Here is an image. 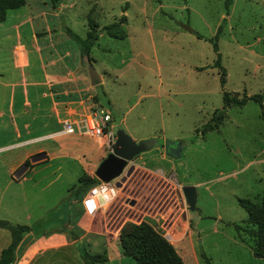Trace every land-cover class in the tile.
Here are the masks:
<instances>
[{
  "label": "rangeland",
  "instance_id": "1",
  "mask_svg": "<svg viewBox=\"0 0 264 264\" xmlns=\"http://www.w3.org/2000/svg\"><path fill=\"white\" fill-rule=\"evenodd\" d=\"M225 1L57 0V6L68 12L74 33L83 38L88 20L97 32L85 68H92L101 81L75 98L91 104L90 109L98 103L110 111L114 132L121 128L134 141L156 139L149 150L132 158L130 173L124 175L125 167L111 181L119 195L109 207L85 214L93 227L109 233L125 223H139L144 216L157 233L168 234L166 239L184 264H206L202 257L209 264H264V258L251 254L253 239L242 231L238 237L234 228L249 226L237 199L258 202L264 194L263 109L252 100L231 106L216 129L199 134L212 111L221 107L223 91L264 97V60L258 56H264V0H230L228 5ZM25 2L32 10L51 4L49 0ZM112 23L110 31L116 36L123 32L124 37L103 30ZM215 34L225 73L222 86L220 68L213 66ZM69 45L78 48L73 40ZM166 140L184 143L178 158L164 154ZM28 147H36L30 156L43 152L44 158L30 162L29 156L23 162L27 171L20 183L6 184L7 177L0 178V202L11 205L18 221L35 220V231L73 220L81 204L79 196L73 195L78 177L94 176L110 146L103 138L73 132L9 147L0 156L12 161ZM135 165L166 177L174 173L177 180L190 183L196 193L195 210L187 209L180 187L175 196L163 179ZM121 176L125 177L119 182ZM26 209L29 220L24 218ZM154 212L158 229L144 215ZM93 237L88 234L81 242L90 253L94 248L87 240ZM107 264L134 263L123 256Z\"/></svg>",
  "mask_w": 264,
  "mask_h": 264
},
{
  "label": "crops",
  "instance_id": "2",
  "mask_svg": "<svg viewBox=\"0 0 264 264\" xmlns=\"http://www.w3.org/2000/svg\"><path fill=\"white\" fill-rule=\"evenodd\" d=\"M25 1L16 9L6 10L0 22V152L37 139L66 135L60 133L61 128L56 131L51 128L61 127L60 120L63 118H81L91 105L75 98L91 90L92 85L85 66L81 67L78 48L69 45L73 39L66 33L72 22L67 16L68 12L57 5L53 8L51 4L44 9L32 10L25 6ZM249 54L255 55L252 50H249ZM258 56L264 60L263 55ZM98 77L100 82L101 76ZM89 98L86 97L87 100ZM262 109L264 114V103ZM34 148L23 149L12 161H5V157L0 156V178L7 177V181H4L6 184L24 181L27 170L18 178H13L12 173L34 152ZM134 167L145 173L152 172L138 165ZM163 177L159 179H163L169 187L173 181L172 188L190 184L177 180L174 173L168 175L170 182ZM79 205L74 219H67L65 227L60 225L35 231V220L30 223L18 221L11 205L0 202L1 220L13 225L30 226V231L22 233L17 243L15 264H83L78 247L88 234L94 236L87 240V244L94 248L91 253L104 250L106 264L114 258L121 261L124 255L117 243L119 229L109 233L105 229L93 227L80 202ZM24 213V218L29 220L27 209ZM144 215L153 220V226L157 225L158 229L157 212ZM143 217L142 220L148 222ZM69 231L77 238L71 239ZM10 240V231L0 227V251Z\"/></svg>",
  "mask_w": 264,
  "mask_h": 264
},
{
  "label": "trees",
  "instance_id": "3",
  "mask_svg": "<svg viewBox=\"0 0 264 264\" xmlns=\"http://www.w3.org/2000/svg\"><path fill=\"white\" fill-rule=\"evenodd\" d=\"M51 6L54 8L57 5V0H49ZM229 0L225 1L228 5ZM24 4V0H0V22L5 17V11L16 9ZM124 20V16H121ZM89 30L83 38L79 37L70 29L66 30L67 35L72 38L78 45L79 57L85 63H88L90 57L88 55L90 47L93 45L97 37V32L91 27L93 24L90 20L87 21ZM115 23L103 26V30L110 36L122 38L124 33L121 32L120 36H116L110 29ZM221 25V24H220ZM216 29V34L219 31ZM216 34L212 41V51L215 53L213 66L220 68L219 84L222 86L224 83V69L219 64V54L215 43ZM247 100L256 102L259 108H262V101L264 97L262 94L246 95L242 93L240 97L233 93L222 92L221 94V107L214 109L210 118L201 126L199 130L200 136L208 130L216 129L221 123L225 110L229 107H240ZM197 130V129H196ZM198 131V130H197ZM94 176L83 174L78 177L77 184L73 189V195L81 197L92 185L97 183ZM237 203L246 212V223L249 226L235 225L234 228L240 237L242 231L253 239L249 245L251 254L256 258H264V194L258 202L251 201L248 198H239ZM67 221L61 225L65 227ZM0 227H4L10 231L11 240L9 244L0 251V264H15L17 260L16 246L22 233L30 231V226L27 225H13L5 220L0 219ZM71 239H76L77 236L71 231L68 232ZM117 243L122 255L127 256L133 260L134 264H184L179 255L174 250L173 246L168 240L157 233L147 222L141 221L139 223H125L118 230ZM79 254L83 264H106L107 258L105 251L98 253H90L84 249L83 245H79ZM202 257V254L200 255ZM206 264H209L208 259L202 257Z\"/></svg>",
  "mask_w": 264,
  "mask_h": 264
},
{
  "label": "water",
  "instance_id": "4",
  "mask_svg": "<svg viewBox=\"0 0 264 264\" xmlns=\"http://www.w3.org/2000/svg\"><path fill=\"white\" fill-rule=\"evenodd\" d=\"M87 75L92 86L96 85L99 82V77L92 68H88ZM155 141V138H146L134 141L123 129L118 128L114 132V140L110 145V150L99 161L93 171L94 177L101 182H110L113 179L119 177L124 168L127 167L124 172V175L126 176L131 172L133 168L131 164L132 158L140 152L149 150L153 146ZM162 146L164 154L166 156L172 159H176L180 156L184 144H182L180 141L166 140ZM44 156L45 154L43 152H40L30 156L29 161L35 162L43 159ZM25 168L26 164H21L14 171L13 178H18L25 170ZM125 176H121L119 178V182H122ZM180 191L187 209L189 211H194L196 199L194 186H180Z\"/></svg>",
  "mask_w": 264,
  "mask_h": 264
},
{
  "label": "built area",
  "instance_id": "5",
  "mask_svg": "<svg viewBox=\"0 0 264 264\" xmlns=\"http://www.w3.org/2000/svg\"><path fill=\"white\" fill-rule=\"evenodd\" d=\"M60 123H61V132H60L61 134H70V133L76 132L78 135H87L91 137L92 139L103 138V142L109 146L114 140V130H113V126L111 123L110 112L106 109H103L99 105L93 109L88 108L87 113H85L81 118L77 120H69V119L63 118L60 120ZM150 174L157 176V177L158 176L163 177L160 171L159 172L153 171V172H150ZM163 178H165L167 182L171 181L170 177L168 178L164 176ZM104 183L105 182H101L98 180V182L92 185L89 189H87V191L81 197V205H82L83 211L86 214L87 212L85 211V208H84V201L86 198L88 199L89 204L93 203L94 197L103 196L104 199H108V194L104 189H101L97 193L91 192V189L94 186H98ZM108 207L109 206L104 207V208H98L97 211H105Z\"/></svg>",
  "mask_w": 264,
  "mask_h": 264
},
{
  "label": "clouds",
  "instance_id": "6",
  "mask_svg": "<svg viewBox=\"0 0 264 264\" xmlns=\"http://www.w3.org/2000/svg\"><path fill=\"white\" fill-rule=\"evenodd\" d=\"M101 189H104L108 194V199H104L103 196L94 197L93 203L89 204L88 199L84 201V208L88 215H93L98 208H104L109 206L119 195V189L115 187L114 184L110 182H105L104 184L94 186L91 189L92 193H97Z\"/></svg>",
  "mask_w": 264,
  "mask_h": 264
},
{
  "label": "flooded vegetation",
  "instance_id": "7",
  "mask_svg": "<svg viewBox=\"0 0 264 264\" xmlns=\"http://www.w3.org/2000/svg\"><path fill=\"white\" fill-rule=\"evenodd\" d=\"M171 185L173 186V184L171 183ZM172 186L169 188V191H172V194H174L175 196H177V189L179 190V188L177 187V188H172ZM168 187V186H167ZM131 204H132V202H131Z\"/></svg>",
  "mask_w": 264,
  "mask_h": 264
}]
</instances>
